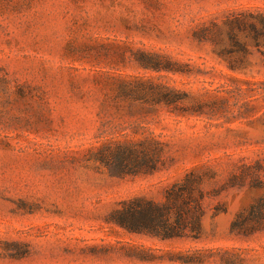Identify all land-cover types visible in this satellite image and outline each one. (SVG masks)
<instances>
[{"label": "rangeland", "instance_id": "374dc122", "mask_svg": "<svg viewBox=\"0 0 264 264\" xmlns=\"http://www.w3.org/2000/svg\"><path fill=\"white\" fill-rule=\"evenodd\" d=\"M233 12L264 0H0V264H264V55L248 46L232 71L198 39ZM141 52L172 69H143ZM139 82L174 88L176 110L120 93ZM146 141L161 149L152 174L100 161ZM188 175L204 195L199 239L111 221Z\"/></svg>", "mask_w": 264, "mask_h": 264}, {"label": "trees", "instance_id": "16d2710c", "mask_svg": "<svg viewBox=\"0 0 264 264\" xmlns=\"http://www.w3.org/2000/svg\"><path fill=\"white\" fill-rule=\"evenodd\" d=\"M199 42H210L221 47L217 55L223 57L232 71H245L251 54L248 46L264 55V13L233 12L223 22V27L204 28ZM244 40H247L248 45ZM235 57V59H230ZM140 67L159 72L171 70L174 63L162 60L149 53H139L136 59ZM120 93L134 101L162 104L174 107L180 100L174 88L160 84L139 82L128 87L120 83ZM159 143L146 141L141 148L131 144H115L104 149L100 161L114 169L119 175L152 174L157 170L160 159ZM198 178L189 175L179 184L172 185L162 203L134 199L123 203L122 208L112 215L111 221L129 233L158 238L162 241L191 237L200 238V220L203 215V192ZM235 185L234 182L231 184ZM253 211L264 216V200H260ZM239 224H232L237 231Z\"/></svg>", "mask_w": 264, "mask_h": 264}]
</instances>
